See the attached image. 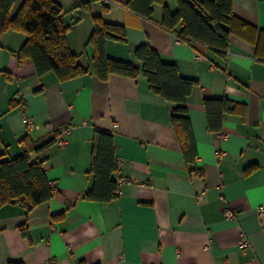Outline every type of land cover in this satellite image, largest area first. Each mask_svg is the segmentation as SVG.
Returning <instances> with one entry per match:
<instances>
[{"label":"crops","instance_id":"crops-1","mask_svg":"<svg viewBox=\"0 0 264 264\" xmlns=\"http://www.w3.org/2000/svg\"><path fill=\"white\" fill-rule=\"evenodd\" d=\"M56 1L64 11L90 4V11L63 15L68 24L80 17L67 40L87 73L66 80L54 72L39 76L33 64L18 60L25 34L8 30L0 39L2 159L23 152L25 134L42 141L70 127L66 145L33 155L45 159L53 196L30 209L20 199L0 206V264H264L258 213L264 205V59L255 45L235 34L224 52L185 42L160 24V4L144 18L127 9L126 0ZM164 2L177 8L176 0ZM232 11L264 30V0H233ZM92 14L125 27V42H106L108 56L141 66L134 49L147 43L182 76L198 81L186 101L194 163L185 161L172 125L174 104L153 93L142 74L96 76L87 43ZM224 97L243 111L227 113L221 130L211 131L203 100ZM26 118L35 126L28 128ZM95 130L114 138L116 179L123 181L111 201L84 197L92 185ZM226 206L238 211L235 218L224 217Z\"/></svg>","mask_w":264,"mask_h":264},{"label":"trees","instance_id":"trees-1","mask_svg":"<svg viewBox=\"0 0 264 264\" xmlns=\"http://www.w3.org/2000/svg\"><path fill=\"white\" fill-rule=\"evenodd\" d=\"M0 0V39L8 30L26 35L17 51L20 63L34 65L37 75L54 72L59 80L73 78L89 71L80 60V54L73 52L68 44L67 33L71 25L63 18L73 10L90 11L89 2H79L65 10L56 0ZM177 8L172 11L164 0H126L123 5L144 18H151L154 6L162 5L160 24L174 32L181 40L197 42L218 52H224L229 45L230 35L235 34L255 45L256 56L264 59V30L256 29L234 15L233 0H176ZM105 5V4H103ZM106 11L105 6L102 7ZM93 29L87 43L92 47L93 70L102 80L111 74L136 78L142 74L153 93L174 104L171 122L178 136L184 159L194 163L197 157L196 142L187 114L186 101L198 81L180 74L176 64L163 61L149 44L142 43L134 49L141 66L131 61L108 56V40L126 41L125 27L120 23L108 22L102 14H92ZM204 110L211 131H220L227 113H241L243 107L228 98H205ZM56 137L42 141L25 134L20 143L23 152L12 158L2 159L0 154V206L23 201L30 209L49 200L54 190L48 184L45 159L33 158L45 152L55 143ZM252 166L245 168L248 173ZM118 166L114 138L111 133L95 130L91 165L92 185L84 197L93 201H111L118 197L116 179ZM58 214L59 215H62ZM23 235L27 228L20 226ZM10 264H19L11 262Z\"/></svg>","mask_w":264,"mask_h":264},{"label":"built area","instance_id":"built-area-1","mask_svg":"<svg viewBox=\"0 0 264 264\" xmlns=\"http://www.w3.org/2000/svg\"><path fill=\"white\" fill-rule=\"evenodd\" d=\"M99 1L102 4H104V3L108 2L109 0H99ZM25 121H26V125H27L28 128H32V127L35 126L34 123L30 119L26 118ZM69 134H70V127H68V126L61 127L59 129V135L60 136L55 139V144L57 146L66 145L67 144V139L65 137L68 136ZM61 135L64 136V137H62ZM122 181H123V179H121L120 177L117 179L118 183H121ZM48 184L54 190V186H55L54 181L53 180H48ZM258 213H259L260 217L264 219V205H261V206L258 207ZM237 214H238V211L236 209H233V208L229 207V206H226L223 209V215L227 219H233V218L236 217ZM244 245H245V242H242V246H244Z\"/></svg>","mask_w":264,"mask_h":264},{"label":"rangeland","instance_id":"rangeland-1","mask_svg":"<svg viewBox=\"0 0 264 264\" xmlns=\"http://www.w3.org/2000/svg\"><path fill=\"white\" fill-rule=\"evenodd\" d=\"M21 1H22V0H17L16 4H15V6H14L15 9L18 7V5L20 4Z\"/></svg>","mask_w":264,"mask_h":264}]
</instances>
